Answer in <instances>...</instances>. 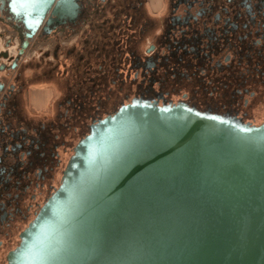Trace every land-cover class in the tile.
Wrapping results in <instances>:
<instances>
[{
	"label": "flooded vegetation",
	"instance_id": "af4514ba",
	"mask_svg": "<svg viewBox=\"0 0 264 264\" xmlns=\"http://www.w3.org/2000/svg\"><path fill=\"white\" fill-rule=\"evenodd\" d=\"M21 28L0 2V264L77 141L121 105L142 97L264 118V0H69L33 35ZM33 44L42 76L59 71L58 87H36L57 88L51 110L29 108L19 65Z\"/></svg>",
	"mask_w": 264,
	"mask_h": 264
},
{
	"label": "water",
	"instance_id": "95a60500",
	"mask_svg": "<svg viewBox=\"0 0 264 264\" xmlns=\"http://www.w3.org/2000/svg\"><path fill=\"white\" fill-rule=\"evenodd\" d=\"M0 2L28 37L69 5ZM6 264H264V118L121 105L77 141Z\"/></svg>",
	"mask_w": 264,
	"mask_h": 264
},
{
	"label": "rangeland",
	"instance_id": "374dc122",
	"mask_svg": "<svg viewBox=\"0 0 264 264\" xmlns=\"http://www.w3.org/2000/svg\"><path fill=\"white\" fill-rule=\"evenodd\" d=\"M6 32H9V31L7 30ZM1 46L2 47L4 46L3 41L1 42ZM38 46H39V44H33L29 48V50L27 51V53L25 54L24 58L21 60L20 65H19L20 66L19 70L21 72H23V75L25 76V78H26V76H27V78H30L29 83H30V89H31L30 90L31 102H32V97L35 94L33 90L36 87H38L41 83L46 82L45 81L46 79L51 78L50 83H55V85H56V83L57 84L61 83V81H60L61 79H59V73H58L59 71L57 68H54L51 70V75H49L48 78H45L46 76H42V67L41 66L44 64V60L42 59V56H41L39 49H38ZM48 48H51V47H48ZM46 62H49V61L46 59ZM49 63L52 65L53 61H50ZM56 86H55V88H56ZM52 88H53V86H52ZM56 94H58L57 88H56ZM53 100H54V98L51 99L48 110H51L52 105H53ZM29 105H30L29 108L33 110L34 108H33L32 104H29ZM48 110L46 112H49Z\"/></svg>",
	"mask_w": 264,
	"mask_h": 264
},
{
	"label": "crops",
	"instance_id": "0c3cea01",
	"mask_svg": "<svg viewBox=\"0 0 264 264\" xmlns=\"http://www.w3.org/2000/svg\"><path fill=\"white\" fill-rule=\"evenodd\" d=\"M33 91L35 94L32 97V106L36 111L46 110L56 94L50 86L35 88Z\"/></svg>",
	"mask_w": 264,
	"mask_h": 264
},
{
	"label": "bare ground",
	"instance_id": "6f19581e",
	"mask_svg": "<svg viewBox=\"0 0 264 264\" xmlns=\"http://www.w3.org/2000/svg\"><path fill=\"white\" fill-rule=\"evenodd\" d=\"M10 48H16V46H15V39H14V44L12 45V46H10L9 48H7L6 50L8 51Z\"/></svg>",
	"mask_w": 264,
	"mask_h": 264
}]
</instances>
